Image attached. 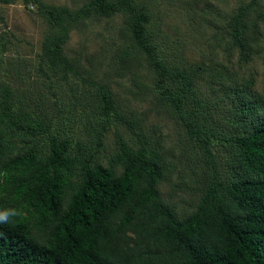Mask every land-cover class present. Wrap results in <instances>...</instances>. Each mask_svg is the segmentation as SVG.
Here are the masks:
<instances>
[{"label":"trees","instance_id":"1","mask_svg":"<svg viewBox=\"0 0 264 264\" xmlns=\"http://www.w3.org/2000/svg\"><path fill=\"white\" fill-rule=\"evenodd\" d=\"M22 1L35 6L44 22V59L65 84L77 74L62 55L69 33L95 18L126 16L120 38L130 46L114 75L130 77L137 100L154 94L151 75L161 83L169 80L174 86L162 99L184 131V145L178 151L149 140L137 114L118 111L113 95L102 89L95 95L103 105L87 107L105 118L117 110L140 132L136 143H119L107 167L93 164L92 150L82 141L72 151L74 141L52 135L47 114L16 105L13 90L2 87L0 214L8 218L0 221V264H264V98L243 87L231 90L233 136H226L210 125L209 113L204 116L194 72L172 64L153 42L151 0H72V7ZM169 1L189 9L207 0ZM245 13L233 15L228 29L234 46L250 58L264 48L258 25L245 21ZM257 19L264 23V13ZM43 137L46 152L37 144ZM213 142L229 151L222 168ZM175 172L179 182L174 184ZM163 183L171 194L160 190ZM184 186L198 195L189 216L173 202ZM21 205L27 216L18 210Z\"/></svg>","mask_w":264,"mask_h":264},{"label":"rangeland","instance_id":"2","mask_svg":"<svg viewBox=\"0 0 264 264\" xmlns=\"http://www.w3.org/2000/svg\"><path fill=\"white\" fill-rule=\"evenodd\" d=\"M42 1L54 6L73 4L72 0ZM151 5L153 42L172 64L194 72L196 88L206 107L204 116L209 113L210 125L226 136H233L230 91L243 87L252 95L264 98V50L259 55L244 57L233 44L228 24L233 15L244 9V20L258 25L264 48V23L257 19V13H264V0H207L189 9L169 0H151ZM36 11L35 6L27 7L22 0L0 1V90L10 87L16 105L31 113L47 114L53 124L52 135L74 141L72 151L76 149V141H82L86 151L92 150L93 164L107 167L120 142L136 143L135 133L140 131L129 128L119 118L118 111L129 109L137 114L136 120L149 140L159 141L163 148L173 147L178 151L182 148L184 131L167 112L162 99L163 93L174 85L169 80L161 83L157 76L153 80L151 75L148 83L155 87L154 94L146 100H137L131 94L135 88L130 77L121 79L114 75L120 56L130 46L120 38L126 16L95 18L85 29L69 33L62 55L75 64L77 74H71L69 83L65 84L44 59L46 26ZM89 71L93 72V78ZM142 72L147 76V69ZM92 82L97 85L91 86ZM102 89L113 95L119 107L106 118L98 110L87 107L89 103L103 105L101 96L95 95L101 94ZM89 134L93 137L88 138ZM46 141L43 137L37 143L45 152ZM213 145L222 168L229 151L226 144L213 142ZM177 176L175 172L174 184L179 182ZM72 178L75 180L77 173ZM159 188L165 195L172 193L168 184H160ZM173 196L183 216L194 212L198 195L193 189L184 186ZM18 210L27 216L22 205Z\"/></svg>","mask_w":264,"mask_h":264},{"label":"clouds","instance_id":"3","mask_svg":"<svg viewBox=\"0 0 264 264\" xmlns=\"http://www.w3.org/2000/svg\"><path fill=\"white\" fill-rule=\"evenodd\" d=\"M7 218V214H0V221H6Z\"/></svg>","mask_w":264,"mask_h":264}]
</instances>
